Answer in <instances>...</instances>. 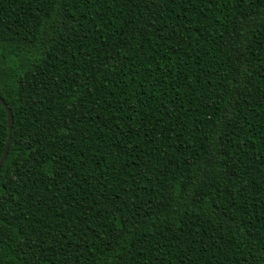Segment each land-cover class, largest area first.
<instances>
[{
    "label": "trees",
    "instance_id": "1",
    "mask_svg": "<svg viewBox=\"0 0 264 264\" xmlns=\"http://www.w3.org/2000/svg\"><path fill=\"white\" fill-rule=\"evenodd\" d=\"M0 98V264H264V0H0Z\"/></svg>",
    "mask_w": 264,
    "mask_h": 264
},
{
    "label": "water",
    "instance_id": "2",
    "mask_svg": "<svg viewBox=\"0 0 264 264\" xmlns=\"http://www.w3.org/2000/svg\"><path fill=\"white\" fill-rule=\"evenodd\" d=\"M0 102L2 103V105L5 107L6 111H7V121H8V139L7 142L5 144V148L4 151L2 153V156L0 158V167L6 157L7 154V149H8V141H9V137H10V133H11V126H12V116H11V112L9 110V108L6 106V104L4 103V101L0 98Z\"/></svg>",
    "mask_w": 264,
    "mask_h": 264
}]
</instances>
